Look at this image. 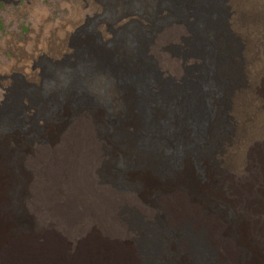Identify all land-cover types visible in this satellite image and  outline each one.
Masks as SVG:
<instances>
[{"label": "bare ground", "instance_id": "1", "mask_svg": "<svg viewBox=\"0 0 264 264\" xmlns=\"http://www.w3.org/2000/svg\"><path fill=\"white\" fill-rule=\"evenodd\" d=\"M22 1L37 0L0 4L18 6ZM173 5L179 16L171 18L162 5L158 22L145 26L149 32L144 31L141 41V57L159 56L161 72L152 63L144 80L141 70L130 76V83L142 80L138 93H130L157 124L148 132L127 116L119 125L110 123L113 132H107L124 134L120 141L129 152L98 134L96 118L103 112L78 107L54 126L44 123L47 137L22 146L19 154H0V264H151L140 251L138 231L122 214L126 207L140 208L147 221L156 213L169 216L175 231L181 222L190 223L211 249L223 250L217 264H243L237 251L249 233L264 243V0H173ZM147 18L140 14L144 25ZM171 32L182 43L192 41V51L183 56L171 52L165 42ZM115 35L108 44L89 40L81 52L68 42L73 70L52 75L49 83L38 70L31 83L46 86L44 92L76 94L84 85L74 91L67 85L85 80L80 85L85 82L91 93L101 94L105 75L100 66L133 61L132 36L124 31ZM13 43L6 40L4 46ZM169 61L178 64L170 66ZM188 66L195 68L189 76L184 73ZM161 76L174 87L166 90ZM55 81L60 87H53ZM106 95L114 113L121 115L117 89L109 88ZM23 108L28 116L33 102L23 98ZM62 110L67 112L65 106ZM121 158L136 165L146 159L164 167L180 165L184 174L198 166L204 177L196 185L203 192L209 191L204 183L214 170L218 186L227 190L236 224L229 228L222 214L204 208L186 187L149 172L130 170L124 175L128 184L121 185L100 176L108 159ZM138 183L150 187L153 196L137 189ZM15 186L19 195L14 201L29 218L25 224L12 214ZM219 187L216 195L223 200ZM178 245L189 264L187 242L179 238Z\"/></svg>", "mask_w": 264, "mask_h": 264}, {"label": "rangeland", "instance_id": "2", "mask_svg": "<svg viewBox=\"0 0 264 264\" xmlns=\"http://www.w3.org/2000/svg\"><path fill=\"white\" fill-rule=\"evenodd\" d=\"M101 1L103 4L100 0H37L31 1V4L22 1L18 6L0 4V154H19L22 146L34 142L39 137H47L49 131L44 123H51L54 126L64 120L65 115L73 116V112L78 107L98 109L103 112L99 119L96 118L98 134L107 135L112 146L121 148L125 146L126 151L128 147L120 141L124 134L110 135L113 132L111 125H119V120L127 116L134 122H140L146 131L149 130L148 132L157 124L148 111L144 112L140 98L136 94H131L136 91L138 93V88L142 87V80L147 78L144 77L145 70L147 71L152 63L157 66L159 72L163 67L159 56L153 54V57L149 56L151 58L141 57V41L145 38L144 31L146 34L149 32L146 31L145 26L158 22L159 7L166 5L171 18L179 16V11L173 5V0H145V6L142 0ZM142 12L149 17L147 20L150 19L146 25L140 20ZM121 15L122 18H119ZM123 31L133 38V61L130 64L103 63L100 66V70L105 75L100 79L101 94L96 96L91 93L89 85L85 82L80 85L81 81L85 80H73L71 81L74 82L73 86L67 85L69 90L84 85L82 92L78 91L76 94L74 92L59 94L62 90L44 92L42 89L46 86L38 88L31 83L32 75L38 70V73L44 77V82L48 80V83L53 80L52 75L73 70L74 65L70 60L72 52L69 51L71 46H68V42L74 44L77 51L81 52L83 43L87 44L90 40L108 44L109 36L113 39V35L116 34L115 38H117ZM6 40L7 42L13 40L14 43L11 46H4ZM165 42L173 53L183 56L192 51L190 46L192 41L182 43L177 39L175 32L168 33ZM177 62L173 64L170 62L168 65L173 66ZM171 69L174 70L172 67ZM137 70H141L142 80H138L136 84L130 83V78ZM194 70V67L188 66L184 73L189 76ZM58 82L55 81L54 88L60 87ZM159 83L166 90L174 87V83L167 78L162 77ZM111 87H115L121 97L122 114L119 116L114 113L107 100L106 92ZM23 98H29L33 102L34 109L28 116L23 108ZM64 106L67 108L66 113L62 110ZM143 141L139 143L140 150ZM129 150L131 152V149ZM142 150L145 158L148 157L149 154ZM150 160L146 159L136 165L125 158L115 162L108 159V162L99 169V174L102 178L110 179L118 185L128 184L124 175L130 170L135 173L149 172L166 181H174L180 187H186L185 190L199 199L204 208L222 214L229 228L236 224L238 219L227 202V190L218 186L219 181L214 170L211 179L208 176L204 183V186L208 185L210 189L203 192L196 185L197 180H203L202 175L204 177L198 166L194 167L192 172L184 174L180 165L164 167L149 162ZM218 187L223 190V200L216 195ZM136 188L148 198L153 196V191L144 183L136 184ZM18 195V187L15 186L11 191L12 201ZM13 206L12 214L15 220L19 223H28L26 212L22 211L15 201ZM122 214L130 226L138 231L140 251L147 256L151 264H186V257L178 245L179 238L186 241L189 247V251L186 252L189 264H217V259L224 253L218 246L211 249L205 243L202 233L193 230L188 222H181L178 230L175 231L171 228L169 216L156 213L147 221V215L136 207H126L122 210ZM237 253L243 264H264V243L259 242V239L250 233L241 238Z\"/></svg>", "mask_w": 264, "mask_h": 264}]
</instances>
